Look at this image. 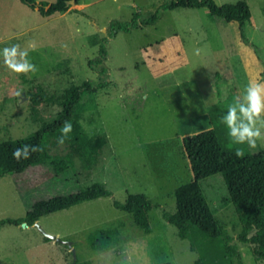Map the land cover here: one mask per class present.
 I'll list each match as a JSON object with an SVG mask.
<instances>
[{
    "label": "rangeland",
    "instance_id": "1",
    "mask_svg": "<svg viewBox=\"0 0 264 264\" xmlns=\"http://www.w3.org/2000/svg\"><path fill=\"white\" fill-rule=\"evenodd\" d=\"M169 1L79 0L64 13L44 16L20 0H0V49L35 42L29 56L38 68L35 74L12 73L0 57V143L26 137L55 118L60 107L35 98L59 96L84 81L105 85L82 97L80 122L89 136L107 138L89 169L74 158L57 176L33 167L0 177V220L22 218L35 200L72 194L94 182L112 192L37 221L45 233L71 242L74 254L67 245L46 241L34 224L4 225L0 264H237L221 239L193 226L180 238L163 219L162 209L175 212V190L182 185L195 193L206 230L231 236L243 264H262L237 239L240 227L222 177L194 181L183 138L216 128L229 149L264 151V141L254 149L232 144L220 122L250 79L264 80V0H214L247 3L251 18L243 31L213 19L205 8L160 10ZM157 10L155 23H140ZM101 47L105 57L97 64ZM49 152L62 157L68 148L50 146ZM133 194L154 205L149 233L113 206V200L124 202ZM113 226L120 228L119 240L92 249L88 237Z\"/></svg>",
    "mask_w": 264,
    "mask_h": 264
},
{
    "label": "trees",
    "instance_id": "2",
    "mask_svg": "<svg viewBox=\"0 0 264 264\" xmlns=\"http://www.w3.org/2000/svg\"><path fill=\"white\" fill-rule=\"evenodd\" d=\"M41 15L50 16L55 13H64L68 9V0H56L52 4L36 2L34 0H20ZM79 4V0H76ZM178 8L200 9L205 8L210 17L224 24L235 23L243 31L250 21V9L245 1L235 4L217 5L214 0H170L160 6L162 11H171ZM159 10L151 17L140 22L143 25L153 24L158 19ZM138 17L134 15L131 26L138 25ZM121 29H126L127 25ZM100 61L105 57L104 48H100ZM95 63L89 62L90 66ZM105 69L101 70L104 74ZM105 84L94 85L84 81L80 85H70L59 96H42L35 98L54 103L60 107L55 118L44 123L36 131L26 137L9 139L0 143V177L6 175L20 176L30 168L40 167L49 176L65 173L73 163L74 158L84 162L89 169L96 161L97 154L107 144L105 135L89 136L81 122L77 107L85 94H93ZM65 121H70L72 131L64 145L68 152L62 157H53L49 147H59L57 137ZM41 145L43 151L34 152L29 159L13 158V151L22 145ZM183 149L189 161L194 181L200 182L214 175H220L226 186L227 201L234 207L239 223L237 239L240 243L251 247L255 261L264 264V151L256 154L235 155V149L225 146L216 128H210L196 135L183 138ZM112 192L103 183L94 182L84 190L72 194L48 197L35 200L19 219L4 218L0 220V227L4 225L18 226L26 223L32 226L41 217L70 209L83 202L93 201L102 197H110ZM113 206L132 216L133 223L144 233L150 232L149 212L154 205L143 195H129L124 202L113 200ZM175 212L170 213L162 209L163 219L174 226L180 238H186L191 226L207 232L213 238L224 242V250L231 263L243 264L239 252L233 245L232 237L215 230H206L203 224L201 208L196 204L195 193L192 188L182 185L175 190ZM119 226L98 230L88 237V243L94 250H102L119 240ZM46 241L49 239L44 238ZM78 264V263H77ZM194 264H202L200 261Z\"/></svg>",
    "mask_w": 264,
    "mask_h": 264
},
{
    "label": "clouds",
    "instance_id": "3",
    "mask_svg": "<svg viewBox=\"0 0 264 264\" xmlns=\"http://www.w3.org/2000/svg\"><path fill=\"white\" fill-rule=\"evenodd\" d=\"M36 43L29 42L27 48H21L18 44L0 49V57L4 66L12 73L35 74L37 66L32 63L29 52L36 50ZM196 54H199L197 50ZM224 125L226 135L234 145H247L249 148H256L257 141H264V80L259 78L250 79L243 87L239 96L227 107V110L220 118ZM72 131L70 121H65L57 137L58 144H64ZM43 151L41 145H22L16 148L12 155L18 162L29 159L34 152ZM235 155L242 157L244 151L240 148L235 150Z\"/></svg>",
    "mask_w": 264,
    "mask_h": 264
},
{
    "label": "water",
    "instance_id": "4",
    "mask_svg": "<svg viewBox=\"0 0 264 264\" xmlns=\"http://www.w3.org/2000/svg\"><path fill=\"white\" fill-rule=\"evenodd\" d=\"M67 5L69 6V5H76V0H68L67 1ZM24 225H26V223H23ZM34 225L44 234V237L45 238H47V239H49V240H53V241H55V242H57V243H60V244H64V245H67L69 248H71L72 247V243L71 242H68V241H62L60 238H58V237H56V236H54V235H51V234H47V233H45L42 229H41V227L37 224V222L36 223H34ZM71 250H72V252H73V254H74V250L71 248Z\"/></svg>",
    "mask_w": 264,
    "mask_h": 264
}]
</instances>
